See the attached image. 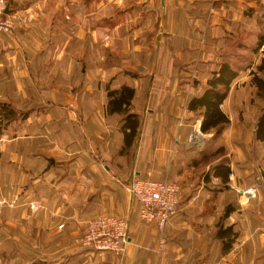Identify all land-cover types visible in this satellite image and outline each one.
Listing matches in <instances>:
<instances>
[{
    "label": "crops",
    "instance_id": "0c3cea01",
    "mask_svg": "<svg viewBox=\"0 0 264 264\" xmlns=\"http://www.w3.org/2000/svg\"><path fill=\"white\" fill-rule=\"evenodd\" d=\"M6 1L17 22L0 33V264H264V0ZM222 61L237 71L220 104L229 123L190 143L202 118L187 102ZM124 87L129 105L114 106ZM133 175L180 185L163 231L140 220ZM98 215L128 221L122 254L75 242Z\"/></svg>",
    "mask_w": 264,
    "mask_h": 264
},
{
    "label": "built area",
    "instance_id": "2783aa9c",
    "mask_svg": "<svg viewBox=\"0 0 264 264\" xmlns=\"http://www.w3.org/2000/svg\"><path fill=\"white\" fill-rule=\"evenodd\" d=\"M6 0H0V33H9L14 28L17 17L7 12ZM193 77L190 79L192 81ZM202 136L200 124L192 125L190 143H197ZM133 200L139 206L140 220L154 224L163 231L176 213L181 197L178 183L158 180L152 177L141 178L133 175L127 184ZM245 198L256 196L255 188L242 191ZM128 221L121 216L98 215L88 221L83 234L75 242L78 246L92 251H112L122 254L128 242ZM161 237V242L163 241Z\"/></svg>",
    "mask_w": 264,
    "mask_h": 264
},
{
    "label": "trees",
    "instance_id": "16d2710c",
    "mask_svg": "<svg viewBox=\"0 0 264 264\" xmlns=\"http://www.w3.org/2000/svg\"><path fill=\"white\" fill-rule=\"evenodd\" d=\"M258 47H260V44H258ZM257 71H264V57L257 66ZM236 76L237 71L233 66L228 61H222L218 70L209 78L207 86L203 89L202 93L189 98L187 108L199 112L202 118L200 125L201 132L207 133L212 131L215 136H218L229 123L227 115L220 108V104L226 97L228 87ZM253 82L259 91H262L260 95L264 96V81L255 74L253 75ZM122 90L120 94L110 92V97L114 98V106L121 107L122 104L129 105L133 90L129 87H124ZM130 117L134 116L129 115L128 118ZM133 124L130 127V132L127 134L128 140L136 134L138 123L135 122ZM255 133L257 139H264V108L258 118ZM217 167L218 169L223 168V171L218 173V175L222 177V181H225L228 169L224 165V160Z\"/></svg>",
    "mask_w": 264,
    "mask_h": 264
},
{
    "label": "rangeland",
    "instance_id": "374dc122",
    "mask_svg": "<svg viewBox=\"0 0 264 264\" xmlns=\"http://www.w3.org/2000/svg\"><path fill=\"white\" fill-rule=\"evenodd\" d=\"M56 1H57L58 5H63L64 2L68 1V0H56ZM79 1L80 0H72L74 7L79 4ZM95 9H96V5L93 6L91 9H89V11L87 13H83V20H87L89 22V25H88L89 32H94L95 31L94 26H93V23L96 20V13L94 12ZM73 21H75L78 24V26H79L80 25V21H81V14L80 13L75 14ZM75 26H76V24H73V28H75ZM233 54L235 55V51L233 52ZM247 54L248 55H244L243 57H239V58H249L248 56H250V53H247ZM237 60L240 61L239 59H237ZM236 66H239V65L236 64ZM253 68L255 69V67H253ZM250 72H252V73L254 72L255 73L256 71L250 69ZM0 261H1V259H0Z\"/></svg>",
    "mask_w": 264,
    "mask_h": 264
},
{
    "label": "water",
    "instance_id": "95a60500",
    "mask_svg": "<svg viewBox=\"0 0 264 264\" xmlns=\"http://www.w3.org/2000/svg\"><path fill=\"white\" fill-rule=\"evenodd\" d=\"M263 178H264V173H263Z\"/></svg>",
    "mask_w": 264,
    "mask_h": 264
}]
</instances>
